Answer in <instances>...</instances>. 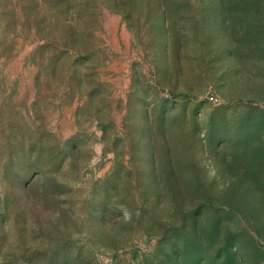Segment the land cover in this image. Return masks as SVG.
<instances>
[{
    "label": "rangeland",
    "instance_id": "obj_1",
    "mask_svg": "<svg viewBox=\"0 0 264 264\" xmlns=\"http://www.w3.org/2000/svg\"><path fill=\"white\" fill-rule=\"evenodd\" d=\"M0 264H264V0H0Z\"/></svg>",
    "mask_w": 264,
    "mask_h": 264
}]
</instances>
